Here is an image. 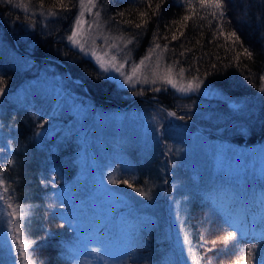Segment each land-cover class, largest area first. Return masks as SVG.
<instances>
[{
    "label": "trees",
    "instance_id": "1",
    "mask_svg": "<svg viewBox=\"0 0 264 264\" xmlns=\"http://www.w3.org/2000/svg\"><path fill=\"white\" fill-rule=\"evenodd\" d=\"M39 2L13 0L8 3L0 0V77L5 81L4 94L0 95V149L4 150L0 152V168L7 169L4 177L12 186L11 195L28 212L22 228L26 237L34 242L29 252L35 264H74L75 253L82 247L81 239L89 243L103 239L104 236L109 238L110 233L107 231L104 235L103 230L90 229L85 232L88 236L85 240L71 225L63 223L59 213L62 201L58 193L63 184L74 188L76 172L77 177L81 174L79 152L87 140L86 137L80 139L74 130H64L66 124L75 121L76 116L59 114L53 109L52 97L40 86L45 78H58L56 83L60 90L73 98L80 110L86 112L82 118L84 122L94 116L112 113L127 115L132 111L153 116L160 137L165 138V141H160L167 147L174 143L188 146L185 138L194 136L243 149L255 143H264V93L259 91L264 85V81L260 80L264 75V0H225V35L216 32L219 26L216 21L209 24L198 16L185 22L186 27L173 24V21H180L186 14L180 0H165L156 15H153V10L160 0H152V8L148 7L146 0H97L96 10H100L101 21L108 32L135 37L128 47L134 60L141 59L154 46L153 34L158 33L155 42L161 46L159 51L167 46L168 51L163 53L167 64L179 61L175 69L184 68V75L189 79L199 76L213 90L221 84L226 85L222 93L216 91L220 96L216 98L194 94L182 96L169 88L164 90L163 87L156 93L142 90L140 97H134L136 91L122 89L115 82L96 79L101 74L99 69L65 39L70 34L78 7H73L70 12H60L57 17H45L39 15ZM53 2L44 0L45 8L51 7ZM15 3L28 5L29 11L16 7ZM138 10L148 12L149 22L146 27L136 29L123 23L124 20L139 22ZM197 10L203 14L198 5ZM33 12L36 14L33 15ZM118 12H125V16H118ZM208 20H211L210 16ZM232 31L237 33L239 41L233 42L226 38V34ZM173 33L178 37L176 40L171 39ZM244 48L252 53L251 58L242 54ZM237 53H241L238 61L234 59ZM169 112H175L184 119L169 116L173 121L160 122L163 114ZM40 124L44 127L40 128ZM171 127L179 132H189L187 135H177L175 131H169ZM107 144L102 150L103 162L111 160L106 166L111 167L110 172L114 174L113 180L116 183L122 184L121 181H129L127 177L133 176L130 183L136 185L134 188L145 190L149 179L159 181L165 173L164 159L152 161L148 155L145 161L140 162L134 156L136 150L130 148L124 149V154H121L124 157L127 153L132 157L130 168L116 165L113 157L117 151ZM9 161H12L11 165ZM151 167L156 168L154 176L150 173ZM202 182L199 179L195 185L196 191L185 196L184 202L180 204L186 214L178 229L181 226L182 231L187 232L192 240L195 254L192 264H195L196 259L199 264H208L209 261L211 264H235L243 255L238 243H235L236 249L231 252L229 248L223 250L220 243L217 242L216 247L211 242L216 241L219 233L237 231L243 226L248 228L251 224L258 226L264 210L258 211L257 207L249 212L253 213V218L248 222L246 219L249 214L237 212L234 202H231L229 209L236 210L230 211L221 204L213 209L203 197L206 193L201 191ZM116 185L121 189L120 193L124 191L129 196L121 185ZM206 186L211 188L209 183ZM129 190L136 193L133 189ZM183 193L178 191L176 196H182ZM152 203L155 206L136 203L140 208L135 207L134 212L147 211L149 214L145 218L149 222L142 226L136 224L132 229L134 244L130 242L126 246L127 253L133 251L128 253L124 264L177 262L174 254L171 256L173 244L175 246L169 238V232L172 231L165 226V197L152 199ZM206 207L212 212L204 217ZM82 218L83 211H77V221ZM212 221H218L213 228L210 226ZM81 227L86 230L90 224L84 223ZM213 230L218 233L215 236L211 234V237ZM201 236L207 243L201 244ZM209 248L215 253L207 251ZM253 264H264V256L257 250H254Z\"/></svg>",
    "mask_w": 264,
    "mask_h": 264
},
{
    "label": "rangeland",
    "instance_id": "2",
    "mask_svg": "<svg viewBox=\"0 0 264 264\" xmlns=\"http://www.w3.org/2000/svg\"><path fill=\"white\" fill-rule=\"evenodd\" d=\"M95 11L97 10L93 9V12ZM93 19L92 15L85 13V29L89 27V23ZM102 29L105 34H111L105 29L103 22ZM92 30L96 31L95 27ZM112 36L117 35L113 34ZM96 45L99 54L100 50L105 48L103 39H97ZM128 47L124 51H129L130 48ZM73 48L80 52L78 48ZM160 52L157 49V54ZM80 53L99 69L94 58L85 56L83 52ZM120 55L123 56V52ZM156 58L157 56L154 54L152 61H155ZM141 59L134 60L131 53V59L126 64L124 71L130 72L131 64L133 62L138 64ZM167 65L169 64L163 58L162 67ZM178 72L179 70L174 68V79L177 81L180 80V77L176 75ZM184 80L187 81L189 78L184 75ZM45 81L40 86L54 100H52L54 102L53 109L59 114L76 116L75 121L66 124L64 130H74L76 135L78 132L80 139L86 137L85 139L87 140L85 145H83L82 151L79 152L78 161L81 167V174L77 177L76 172L74 188L65 187L63 184L60 188L61 192L58 193L62 201V209L59 213L63 218V223L64 225H71L74 231L76 233L78 231L85 240L88 238L85 232L90 229L103 230L104 235L107 231H110L109 238L104 236L103 239L92 240L89 243L81 239L82 247L75 253L74 264H124V260L129 256L128 253L133 251L130 250L127 253V246L130 245V242L134 244L135 241H133L134 235L131 234L132 229L136 224L142 226L149 222H146L147 219L145 218L149 214L146 213L147 211L134 212L135 207L140 208L136 206V203L140 202L141 206L145 204L153 205L152 199L160 200L162 196L166 200V204H164L166 207L163 209L165 221H167L165 226L171 228L172 233L169 232V238L175 243V246L173 244L171 256L174 254L177 261L176 264H192L193 259L187 253V246L183 244V235L185 233L182 231L181 226L178 229V225L184 220L186 214L180 204L184 202L185 196L192 191H196L195 185L198 184L199 179L203 181L201 191L206 193L203 197L207 199L213 209L217 208L218 204L229 209L231 202H234L237 212L249 214L246 219L248 222L253 218V213L249 212H252L257 207H259L258 211L264 210V143H255L253 146L243 149L229 143L203 140L194 136L188 139L185 138L188 146H180L174 143L173 146L167 147L160 141H165V138L160 137L158 124L153 116H146L144 113L132 111L127 113V115L112 113L94 116L84 122L82 118L86 112L80 110L77 102L70 98L67 93L60 90L56 83V81H59L58 78L52 77L48 79L47 77ZM116 84L122 89L136 91L134 97H138L142 90L156 93L153 88H165V85L161 83L155 85L138 83L134 88L127 85L121 86L120 83ZM167 88L182 96L194 94L207 98L220 97L215 90L205 83L201 85L198 92L188 94H181L172 89L171 86H167ZM156 113L159 114V112ZM160 117L162 118V116ZM167 120L169 122L173 121L168 114L164 113L163 120H160V122ZM55 122L57 121L55 120ZM169 131H175L177 135L180 133H182L180 135H187L189 132L188 130L179 132L174 127L169 128ZM167 136L171 137V135ZM105 143L115 147L117 151L113 157L116 161L113 159L112 161L116 165L127 169L130 168L129 162L132 157L127 153L123 157L124 149H135L136 154L134 156L140 162H143L142 160L145 161L148 155L149 160L152 161H159L160 158L164 159L165 173L162 178L159 181H149L150 179L147 181V188L144 191L150 195V198L141 196L138 192H130V188L122 185L123 183H109L110 180H113L114 174L110 172L111 167L106 166L111 160L103 162L104 154L102 150L106 147ZM165 153L166 156H164ZM149 170L153 176L157 172L154 167ZM127 178H130L129 182L133 180V176H128ZM206 183H209L211 188L206 186ZM116 184L121 185L129 193V196L124 191L120 193L121 189L119 190ZM206 190L211 192H206ZM178 191L184 192L182 196H176ZM157 207L161 209L159 205ZM236 208H230L229 210H236ZM77 211H83V218L79 219V221H77ZM211 212L212 210L206 207L203 211V216L207 217ZM21 215H23V212ZM152 220L153 218L150 219V221ZM207 220L211 221L208 218ZM155 222H157V219ZM215 222L218 221L210 223L211 228H213L212 226H214ZM84 223L90 224L89 229L85 230L81 227ZM218 224L222 227L220 223ZM147 226L149 227L150 225ZM235 232L237 233V240L230 241L227 245L222 242V238L227 232L219 233L216 236V241L221 244L223 250L229 248L232 252L236 249L237 243L242 249L255 245V250L264 256V235H262L264 234V215L259 220L258 226L255 224L249 225L248 228L243 226L239 230H235ZM215 233L218 232L213 230L210 235L215 236ZM246 237L251 239L246 242L244 239ZM94 247L98 249V252L93 253L91 251ZM216 247H218L217 244ZM0 261L2 264H20L4 222H0Z\"/></svg>",
    "mask_w": 264,
    "mask_h": 264
},
{
    "label": "snow or ice",
    "instance_id": "3",
    "mask_svg": "<svg viewBox=\"0 0 264 264\" xmlns=\"http://www.w3.org/2000/svg\"><path fill=\"white\" fill-rule=\"evenodd\" d=\"M6 2L12 3L13 0H6ZM142 2H144V0H142ZM146 2L148 7L152 8V0H146ZM164 2L165 0H160V2L155 5L153 15L159 13V10ZM180 2L185 8L186 14L181 17L180 21H173V24H179L181 27H186L187 25L185 22L198 16L200 20H207L209 24H211L212 21H216L219 25L216 32L221 35H225L223 27V23L227 18L225 0H180ZM197 5L199 6V9L203 10V14L198 12ZM15 6L22 8L26 12L29 11L28 5L24 3H15ZM38 7L40 9L39 15L45 17H57L60 12H70L73 7H78L77 15L75 16L73 25L69 30L70 34H68L65 39L70 46L78 48L85 56H90L95 59V62L101 71V74H98L95 77L98 80L103 79L107 82H116L120 83L121 86L127 85L131 88H134L138 83H151L153 85L161 83L165 85L164 90H167V86H171L172 89H175L181 94L198 92L201 85L204 83L199 76H193L191 79L185 81V69L182 67L179 69V72L176 73V75L180 77V80L177 81L174 79V67L179 63V61H174L172 65L162 67L163 53L168 51V49L167 46H165L161 52L157 54V49L161 48V46L155 42V38L158 33L153 34L154 46L149 48L144 58L141 59L138 64L133 62L130 66V72L124 71L126 64L131 59L130 50L124 51V49L133 43L135 37L131 35L126 37L123 33H120L117 36L105 34L102 29L100 10L93 12V9L98 8L97 0H76V3H73V0H54L52 6L47 9L45 8L44 0H40ZM85 13L94 17V19L89 23V27L87 29L84 28L86 23ZM32 14L35 15L36 13L33 12ZM117 15L124 17L125 12H118ZM137 16L139 22L124 20L123 23L130 24L136 29L146 27L149 22L148 12L138 10ZM209 16L211 17V20H208ZM111 19H115V17H112ZM228 22H231L230 19ZM93 27H95L96 31L92 30ZM180 34L183 35L182 32ZM177 38V35L173 33L171 39L176 40ZM226 38L233 40V42L239 41V37L235 31L227 33ZM97 39H103L105 44V48L100 50L99 54L96 45ZM165 39H167V37H165ZM113 50L115 51L113 52ZM121 52H123V56L120 55ZM154 54H156L157 58L155 61H152ZM242 54L246 55L248 58L252 57V53L247 48L243 49ZM181 55H183V53H181ZM240 55L241 53H237L234 59L238 61ZM212 67L215 68L216 66L212 65ZM205 75H208V73ZM260 80L264 81V75L260 77ZM4 84V79L0 77V95L4 94ZM224 87H226V85L221 84L214 90L222 93ZM161 90L162 89L159 87L153 88V91L156 92ZM259 91L264 93V85L260 87ZM168 115L175 117L176 119H184L183 116H177L175 112H169ZM39 127L43 128L44 125L40 124ZM37 135H39V133H37ZM2 151L4 150L0 149V152ZM11 164L12 161H9V165ZM6 171L7 169L0 168V209H2L0 210V222H4L6 224L7 233L10 234L11 244L16 250L17 258L20 261V264H35V261L32 259L31 253L29 252V249L32 247L34 242L30 238L26 237L22 228V223L28 215V212L20 203L16 202L15 198L11 195L13 189L4 177V173ZM121 182L128 188L138 192L139 195L150 198V195L145 193L144 190L134 188L133 183H130L128 180H123ZM109 183H116V181L110 180ZM22 212L23 215H21ZM200 240L202 245L207 243L203 236H201ZM236 240L237 233L235 231L227 232V234L222 238V242L225 245H227L230 241ZM211 243L215 245L217 241H212ZM183 244L188 246L187 252L189 256L195 258L192 248V240L186 232L183 235ZM255 247V245H252L247 249H242L241 251L243 255L237 259L235 264H241V260L243 261V264H253ZM91 251L96 253L98 252V249L94 247ZM207 251H213V249L209 248ZM195 264H199L198 259L195 260ZM208 264H211V262L209 261Z\"/></svg>",
    "mask_w": 264,
    "mask_h": 264
}]
</instances>
